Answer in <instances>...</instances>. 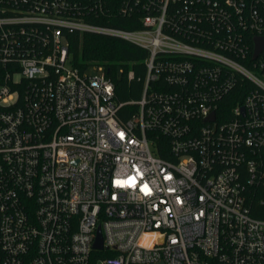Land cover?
<instances>
[{"label": "built area", "instance_id": "2783aa9c", "mask_svg": "<svg viewBox=\"0 0 264 264\" xmlns=\"http://www.w3.org/2000/svg\"><path fill=\"white\" fill-rule=\"evenodd\" d=\"M74 33L147 52L137 101ZM262 37L264 0H0V264H264Z\"/></svg>", "mask_w": 264, "mask_h": 264}, {"label": "trees", "instance_id": "16d2710c", "mask_svg": "<svg viewBox=\"0 0 264 264\" xmlns=\"http://www.w3.org/2000/svg\"><path fill=\"white\" fill-rule=\"evenodd\" d=\"M135 18L120 17L113 21L105 19H93L92 23L122 28L125 30H135L138 24ZM68 43V54L70 65L84 73L89 66L103 65L106 69V77L112 82L114 87V99L119 103L137 101L142 93V79L145 75L144 60L147 52L142 48L124 42L122 40L111 39L103 36L91 34H65ZM132 72V78H128V73ZM227 107H231L238 102L235 90ZM136 107L125 105L119 111L122 120H127ZM162 156V155H161ZM262 191H257L256 195L248 201L250 213L256 219L264 220V203L261 204Z\"/></svg>", "mask_w": 264, "mask_h": 264}, {"label": "water", "instance_id": "95a60500", "mask_svg": "<svg viewBox=\"0 0 264 264\" xmlns=\"http://www.w3.org/2000/svg\"><path fill=\"white\" fill-rule=\"evenodd\" d=\"M264 51V37L262 38H255L254 39V57H256L259 53ZM213 119V115L211 116V120ZM94 248L100 249L101 248V237L98 231L97 240L94 244ZM161 264V263H160Z\"/></svg>", "mask_w": 264, "mask_h": 264}, {"label": "rangeland", "instance_id": "374dc122", "mask_svg": "<svg viewBox=\"0 0 264 264\" xmlns=\"http://www.w3.org/2000/svg\"><path fill=\"white\" fill-rule=\"evenodd\" d=\"M86 74L90 76L99 75L100 72H98L93 66H89L86 70Z\"/></svg>", "mask_w": 264, "mask_h": 264}]
</instances>
